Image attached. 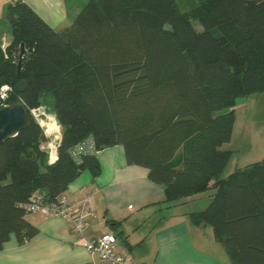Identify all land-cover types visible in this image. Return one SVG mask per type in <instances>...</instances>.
<instances>
[{
	"label": "trees",
	"instance_id": "1",
	"mask_svg": "<svg viewBox=\"0 0 264 264\" xmlns=\"http://www.w3.org/2000/svg\"><path fill=\"white\" fill-rule=\"evenodd\" d=\"M5 21L0 88L13 90L0 109L22 104L28 125L0 145V250L38 234L23 208L34 194L52 202L81 173L99 176L96 154L70 156L90 138L98 152L121 146L166 202L213 189L191 223L212 228L230 264H264V158L221 178L234 107L264 92V0H197L186 12L176 0H89L60 32L13 1ZM43 95L61 130L53 164L30 114Z\"/></svg>",
	"mask_w": 264,
	"mask_h": 264
},
{
	"label": "crops",
	"instance_id": "2",
	"mask_svg": "<svg viewBox=\"0 0 264 264\" xmlns=\"http://www.w3.org/2000/svg\"><path fill=\"white\" fill-rule=\"evenodd\" d=\"M13 1L24 3L52 30L60 32L71 25L89 0H0V51L12 41L5 12ZM39 104L50 122L48 132L55 129L61 133L53 97L43 95ZM54 138L53 134L50 140ZM96 157L99 176L93 179L83 172L66 190L71 202L87 200L96 214L85 239L114 234L115 251L130 264H230L212 228L189 220V214L206 208L213 189L166 202L163 187L148 180L145 168L127 165L121 146L101 150ZM25 219L38 234L21 245L11 235L0 250V264H101L71 234L65 221L41 214H26ZM109 222L117 227L113 229Z\"/></svg>",
	"mask_w": 264,
	"mask_h": 264
},
{
	"label": "built area",
	"instance_id": "3",
	"mask_svg": "<svg viewBox=\"0 0 264 264\" xmlns=\"http://www.w3.org/2000/svg\"><path fill=\"white\" fill-rule=\"evenodd\" d=\"M12 90L8 85L1 86L0 101L4 102ZM30 114L42 129L43 135L48 139V142L42 146V150L47 154L48 163L53 164L57 160L58 142L61 133L53 129L54 132L52 131V133L55 138L51 141L50 138L53 134L48 132V129H51L48 128L50 122L44 110L38 107L32 109ZM85 153H98L90 138L78 143L70 150V156L75 159ZM23 208L26 214H41L46 218H59L65 221L71 234L77 237L78 241L83 242L87 253L97 257L101 264H130L123 255L115 251L116 236L114 234L109 233L91 239L84 238L85 231L88 230L91 221L96 217L95 212L90 209L87 200H84L81 204H74L70 201L66 192H63L56 196L52 202H48L44 193H36Z\"/></svg>",
	"mask_w": 264,
	"mask_h": 264
},
{
	"label": "rangeland",
	"instance_id": "4",
	"mask_svg": "<svg viewBox=\"0 0 264 264\" xmlns=\"http://www.w3.org/2000/svg\"><path fill=\"white\" fill-rule=\"evenodd\" d=\"M176 2L181 12L189 11L197 5V0ZM194 26L201 30L198 21H194ZM234 117L231 140L223 146V149L231 151V157L221 174L223 179L236 169L264 158V92L239 99L234 107Z\"/></svg>",
	"mask_w": 264,
	"mask_h": 264
},
{
	"label": "water",
	"instance_id": "5",
	"mask_svg": "<svg viewBox=\"0 0 264 264\" xmlns=\"http://www.w3.org/2000/svg\"><path fill=\"white\" fill-rule=\"evenodd\" d=\"M7 63L0 66V71L4 72ZM25 89L23 81L14 86V91L21 93ZM28 125V116L22 104L4 106L0 109V145L6 140L15 137Z\"/></svg>",
	"mask_w": 264,
	"mask_h": 264
}]
</instances>
